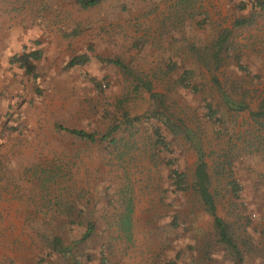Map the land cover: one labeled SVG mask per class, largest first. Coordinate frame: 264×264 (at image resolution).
Here are the masks:
<instances>
[{
  "label": "rangeland",
  "instance_id": "1",
  "mask_svg": "<svg viewBox=\"0 0 264 264\" xmlns=\"http://www.w3.org/2000/svg\"><path fill=\"white\" fill-rule=\"evenodd\" d=\"M180 1L84 10L75 0H0V264H234L195 192L197 149L217 217L247 244L241 264H264V147L250 116L264 96V0ZM224 31L215 70L197 56L208 59ZM31 50L41 53L36 78L10 62ZM82 54L85 65L67 67ZM220 90L245 110L229 109ZM162 111L189 136L173 135ZM87 222L94 233L80 242ZM54 237L74 260L52 251Z\"/></svg>",
  "mask_w": 264,
  "mask_h": 264
},
{
  "label": "trees",
  "instance_id": "2",
  "mask_svg": "<svg viewBox=\"0 0 264 264\" xmlns=\"http://www.w3.org/2000/svg\"><path fill=\"white\" fill-rule=\"evenodd\" d=\"M106 0H75L76 4L79 5L80 8L86 10L92 7H95L96 5L100 4L101 2ZM190 0H181L180 3L184 5H189ZM258 7L262 11H264V3L258 2ZM247 21H236L234 26H243L246 25ZM228 39H229V33L227 31H224L220 37H218L211 45V54H209L208 59L205 57L204 54L198 55L197 58L200 63H204L205 65L207 63H211L213 65V68L216 70L220 67L223 59L222 54L226 53V51L229 48L228 45ZM40 51L39 50H31L28 52L21 53L19 55H14L10 62L11 64L15 65L17 68L22 69L26 75L32 76L33 78H36L35 73V62L40 60ZM204 55V57H203ZM89 61V58L87 55L82 54L75 56L70 59V61L67 64L68 68H72L75 66H82L85 65ZM110 63L117 66L120 70H122L125 73H128V68L124 64H121L117 61H110ZM191 76V72L185 71L183 73V76L179 78V83L182 87L185 88V81H187ZM214 84H216L219 87V84L215 77H213ZM146 89L150 92L151 90L149 87H146ZM151 93V92H150ZM220 95L223 98L224 104L229 109H234L237 111H243L245 110V106L239 105L237 103H234L230 97L223 93L220 90ZM159 96L151 93V98L153 100H157ZM157 103V102H156ZM209 117H215V110L213 109L212 105H207ZM254 125L257 127L259 134L261 135V140L263 141V147H264V96L262 98L261 104L257 111L252 112L250 114ZM161 117H163L164 120L161 119L162 124L169 129V131L173 135H180L183 134L185 137L189 136L188 130H179L176 125L173 124L171 121L170 115L167 114L166 111L161 112ZM129 125H132L134 122H138V118H133L131 120H126ZM58 131H64L68 134L74 135L80 140H86V141H95V136L93 134L81 131V130H75V129H68L64 128L62 126L57 125L55 127ZM116 130L112 129L106 132L103 136H101L98 140L102 141L107 138H109L112 133H114ZM154 134L157 136V143L160 145H165V142L163 139H161V133L159 129H155ZM197 155H198V163L195 170V192L199 195L201 203L204 205L207 213L213 218V229L216 235L217 242L229 253L230 256H232L234 264H241L243 262V249L246 248L247 244L246 242H240L238 238H236L233 235V232L231 230V227L226 223L224 220L220 219L216 215V207L214 203V198L212 194L208 190V184L209 179L208 175L206 173V164L203 161V156L201 150L197 149ZM227 167L230 168V164L227 163ZM173 175L175 177V185L178 190H184L182 183L184 175L180 174L178 172H173ZM237 186L235 184H231V189L233 193V198H237ZM239 206V205H236ZM235 206V207H236ZM238 219L241 221V217H238ZM76 223V222H72ZM244 230L250 225L249 221L247 219L244 220L242 223ZM94 224L92 222H87L86 230L82 234L80 242H87L94 233ZM242 245V246H241ZM50 246L53 252L62 255L63 257L69 256L71 259L74 260V258L71 256V248L65 247L62 243V241L59 238L54 237L53 240L50 242ZM75 264H79L76 260ZM99 264H107L106 260L102 259Z\"/></svg>",
  "mask_w": 264,
  "mask_h": 264
}]
</instances>
